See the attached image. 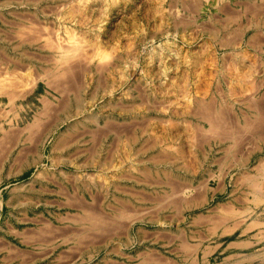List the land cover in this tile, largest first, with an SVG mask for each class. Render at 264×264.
<instances>
[{
    "label": "rangeland",
    "instance_id": "1",
    "mask_svg": "<svg viewBox=\"0 0 264 264\" xmlns=\"http://www.w3.org/2000/svg\"><path fill=\"white\" fill-rule=\"evenodd\" d=\"M199 5L0 0V262L188 264L264 237V61Z\"/></svg>",
    "mask_w": 264,
    "mask_h": 264
},
{
    "label": "crops",
    "instance_id": "2",
    "mask_svg": "<svg viewBox=\"0 0 264 264\" xmlns=\"http://www.w3.org/2000/svg\"><path fill=\"white\" fill-rule=\"evenodd\" d=\"M199 1L200 9L197 10V14L191 13L193 17L206 14L208 17L216 16L218 22L229 23L223 31L224 35L231 34L228 45L224 40L225 49L235 54L240 52L242 58L245 53H249L255 57V61H264V0ZM211 7L214 12L210 13ZM7 247L11 248V246ZM213 247L215 249L210 252L194 253L188 264H264V237H258L256 241L251 238L239 239L231 243L218 241ZM216 252L222 254L219 260L213 257ZM12 260L13 257L7 255L0 264H10ZM177 264H186V262L177 259Z\"/></svg>",
    "mask_w": 264,
    "mask_h": 264
},
{
    "label": "bare ground",
    "instance_id": "3",
    "mask_svg": "<svg viewBox=\"0 0 264 264\" xmlns=\"http://www.w3.org/2000/svg\"><path fill=\"white\" fill-rule=\"evenodd\" d=\"M81 1V0H80ZM259 32V31H258ZM258 34V33H257ZM255 38V37H254ZM59 49H61V48H59ZM71 51V50H70ZM68 53V52H67ZM66 53V54H67ZM85 53V52H84ZM65 54V55H66ZM78 54V53H77ZM81 54V53H80ZM66 56H68V55H66ZM66 56H64V57H66ZM77 56V55H76ZM83 56V55H82ZM64 57L63 56H61L60 58H63L64 59ZM66 59H67V57H66ZM65 59V60H66ZM58 60V59H57ZM67 61V60H66ZM62 64V63H61ZM63 64H65V63H63ZM68 64V63H67ZM59 66H61V65H59ZM64 66V65H63ZM57 69H59V68H57ZM45 71V70H44ZM56 71V70H55ZM64 72V71H63ZM63 72H61V74H63ZM58 73H60V72H58ZM65 74V73H64ZM59 75V74H58ZM63 77H65V75H63ZM4 80V79H3ZM52 83V82H51ZM5 92V91H4ZM10 95V94H9ZM12 97V96H11ZM14 97V96H13ZM190 99V98H189ZM253 100V99H252ZM45 102V101H44ZM214 111V110H213ZM219 112V111H218ZM200 113V112H199ZM207 115H209L210 116V113H208ZM206 116V115H205ZM205 117V120H207L208 122H210L211 123V127L210 128H212V129H214V131H215V129L217 128L218 129V124H217V126L215 125L216 123L215 122H217L219 119H221L220 117H221V115H220V117H219V119L218 120H216V119H214V118H212V116L211 117ZM219 116V115H218ZM218 116H217V118H218ZM203 117V116H202ZM214 117H215V115H214ZM223 117V116H222ZM38 122H40L39 120H38ZM221 122H223V120L221 121ZM221 122H219L220 124H221ZM225 122V121H224ZM39 123L37 124V120H36V122H34L32 125L30 124V128H31V130H32V128H36V126H38V128H39ZM221 126V125H220ZM220 126H219V129H220ZM46 127V126H45ZM243 127V126H242ZM26 129H28V127L26 128ZM37 129V128H36ZM216 129V130H217ZM218 129V130H219ZM30 130V131H31ZM39 130V129H38ZM35 132V131H34ZM34 132H33V134H34ZM29 134V133H28ZM30 138V137H29ZM260 188V187H259ZM261 201V200H260ZM87 207V206H86ZM225 209V208H224ZM89 212V211H88ZM85 214H86V212H85ZM96 224V223H95ZM43 230V229H42ZM252 242V241H251ZM183 243V242H182ZM184 247V246H183ZM149 255V254H148ZM146 260V259H145ZM158 261H160V260H158Z\"/></svg>",
    "mask_w": 264,
    "mask_h": 264
}]
</instances>
